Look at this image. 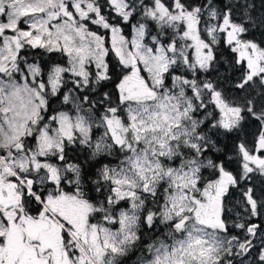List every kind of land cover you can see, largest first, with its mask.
Wrapping results in <instances>:
<instances>
[{
	"label": "snow or ice",
	"instance_id": "snow-or-ice-1",
	"mask_svg": "<svg viewBox=\"0 0 264 264\" xmlns=\"http://www.w3.org/2000/svg\"><path fill=\"white\" fill-rule=\"evenodd\" d=\"M130 260L264 264V11L0 0V264Z\"/></svg>",
	"mask_w": 264,
	"mask_h": 264
},
{
	"label": "trees",
	"instance_id": "trees-1",
	"mask_svg": "<svg viewBox=\"0 0 264 264\" xmlns=\"http://www.w3.org/2000/svg\"><path fill=\"white\" fill-rule=\"evenodd\" d=\"M252 2L255 5V11L257 14H259L261 11H264V5H262L261 0H252ZM134 259V257H133ZM128 264H132V261H128Z\"/></svg>",
	"mask_w": 264,
	"mask_h": 264
}]
</instances>
